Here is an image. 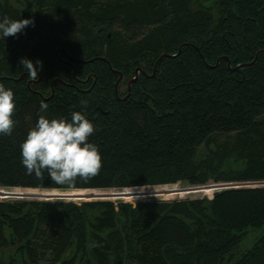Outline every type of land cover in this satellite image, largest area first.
<instances>
[{"label": "trees", "instance_id": "trees-1", "mask_svg": "<svg viewBox=\"0 0 264 264\" xmlns=\"http://www.w3.org/2000/svg\"><path fill=\"white\" fill-rule=\"evenodd\" d=\"M5 16L34 24L0 34V83L16 100L14 130L0 135V187L264 181V0H0ZM22 57L43 62L29 85ZM137 67L115 95L118 72L130 80ZM73 111L95 125L99 174L71 188L28 174L20 145L39 115ZM249 227H264V185L134 204L0 200V264H264V231L235 251Z\"/></svg>", "mask_w": 264, "mask_h": 264}, {"label": "clouds", "instance_id": "clouds-1", "mask_svg": "<svg viewBox=\"0 0 264 264\" xmlns=\"http://www.w3.org/2000/svg\"><path fill=\"white\" fill-rule=\"evenodd\" d=\"M34 24L31 19H11L5 16L0 21V34L4 38L21 33ZM30 81L38 79L43 62H33L27 57L19 61ZM39 65V68L37 67ZM86 105L87 101H82ZM48 104L40 103V112H46ZM16 100L13 89L0 83V135H11L16 120ZM95 125L81 111H73L68 117L49 118L39 115L21 143V163L28 174L42 178L47 172L50 180L57 185L75 187L78 179L87 182L99 174L103 158L99 146L89 142Z\"/></svg>", "mask_w": 264, "mask_h": 264}, {"label": "rangeland", "instance_id": "rangeland-1", "mask_svg": "<svg viewBox=\"0 0 264 264\" xmlns=\"http://www.w3.org/2000/svg\"><path fill=\"white\" fill-rule=\"evenodd\" d=\"M14 6L17 5L18 1L22 2V4H26L28 0H9ZM127 82L128 78H122L118 83L117 92L120 95H123L127 89ZM224 137H219L218 141H223ZM213 148V144L209 143V148ZM208 148L205 149L204 146H200L197 152L196 157L202 158V156L207 153ZM250 182V181H249ZM249 182H236L232 184V186H244V184H248ZM255 182V181H254ZM226 182H213V180H209L203 185L207 184H225ZM252 183V182H251ZM230 184V183H226ZM243 184V185H242ZM211 185H207L202 187V185H196L190 188H195L192 190L187 191H179L180 188L187 189L188 186L182 184L180 182L174 184H163V185H145V186H138L132 188H109V189H72L68 191H61L58 189H51L48 191H37L43 190L41 188H15L12 189L14 191H5V187H0V200H8V199H38V200H50L54 201L57 199H64V200H71L77 203H81L83 201H91V200H121L127 203H135L140 200H155V199H162V200H171V199H179V198H186V197H201L211 196L212 193L217 190V188L210 187ZM172 187V188H171ZM171 188L170 190L164 191L163 189ZM87 190V191H85ZM163 190V191H162ZM111 192L108 196L101 195L102 193ZM145 192L147 194L145 195ZM70 192L69 195L71 197H61L67 196L66 193ZM10 193V194H7ZM73 197V198H72ZM264 231V227L262 228H252L249 227L245 236L240 241L238 247L236 248L237 253H241L248 248L251 247L254 240L262 234ZM1 255V254H0ZM8 253L5 251L2 253V257L6 258Z\"/></svg>", "mask_w": 264, "mask_h": 264}, {"label": "water", "instance_id": "water-1", "mask_svg": "<svg viewBox=\"0 0 264 264\" xmlns=\"http://www.w3.org/2000/svg\"><path fill=\"white\" fill-rule=\"evenodd\" d=\"M180 52V48L178 49V52L177 54ZM163 56H174V55H170V54H162L159 58L163 57ZM102 58V57H101ZM139 71H141L142 73H144V71H142V69H140V67H137L135 69V72H134V76L128 80V90L130 88V84L136 80L137 76H138V73ZM153 75V74H152ZM90 77V75H88L86 77V79L84 81H87L88 78ZM21 78V76H19L18 78H14V80H19ZM122 78V74L120 72H118V78L116 79L115 81V95H117V85L119 83V81L121 80ZM39 80V79H38ZM96 78L94 77V80H93V83L95 82ZM29 81H28V85H29ZM90 90V88L87 89V91ZM53 94V93H52ZM128 95V93L123 97L125 98L126 96ZM207 185H211L210 187H214V188H217V189H222V188H226V187H232V184H207ZM207 185H202V187L204 186H207ZM190 187H193V186H188L187 189L185 188H180L179 191H187V190H192V189H195V188H190ZM7 194H10V193H7Z\"/></svg>", "mask_w": 264, "mask_h": 264}, {"label": "built area", "instance_id": "built-area-1", "mask_svg": "<svg viewBox=\"0 0 264 264\" xmlns=\"http://www.w3.org/2000/svg\"><path fill=\"white\" fill-rule=\"evenodd\" d=\"M252 182V183H251ZM235 185V184H233ZM243 185V184H242ZM256 185H264V181H250L248 184H244V186H256ZM6 189H3V190H7L9 192L13 191L12 189H15V188H7L5 187ZM16 188H19V187H16Z\"/></svg>", "mask_w": 264, "mask_h": 264}, {"label": "flooded vegetation", "instance_id": "flooded-vegetation-1", "mask_svg": "<svg viewBox=\"0 0 264 264\" xmlns=\"http://www.w3.org/2000/svg\"><path fill=\"white\" fill-rule=\"evenodd\" d=\"M122 79V78H121ZM28 81L31 83V82H33V81H30L29 79H28ZM29 83V84H30ZM117 87H118V85H117ZM118 89V88H117ZM127 89H128V82H127Z\"/></svg>", "mask_w": 264, "mask_h": 264}]
</instances>
